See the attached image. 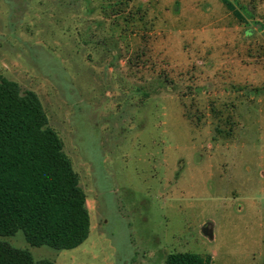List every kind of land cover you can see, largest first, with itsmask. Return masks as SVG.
Returning a JSON list of instances; mask_svg holds the SVG:
<instances>
[{"label":"rangeland","instance_id":"1","mask_svg":"<svg viewBox=\"0 0 264 264\" xmlns=\"http://www.w3.org/2000/svg\"><path fill=\"white\" fill-rule=\"evenodd\" d=\"M0 72L38 94L90 213L74 248L0 240L57 264H264V0H0Z\"/></svg>","mask_w":264,"mask_h":264},{"label":"trees","instance_id":"2","mask_svg":"<svg viewBox=\"0 0 264 264\" xmlns=\"http://www.w3.org/2000/svg\"><path fill=\"white\" fill-rule=\"evenodd\" d=\"M86 201L38 94L0 72V235L22 230L31 245L77 247L90 234ZM0 264L57 263L0 240ZM165 264H212V256L173 251Z\"/></svg>","mask_w":264,"mask_h":264}]
</instances>
